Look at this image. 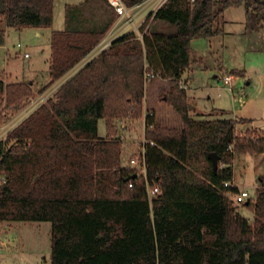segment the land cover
<instances>
[{
  "label": "trees",
  "instance_id": "trees-1",
  "mask_svg": "<svg viewBox=\"0 0 264 264\" xmlns=\"http://www.w3.org/2000/svg\"><path fill=\"white\" fill-rule=\"evenodd\" d=\"M143 1L123 0L129 8ZM184 1L168 0L149 15L141 40L134 32L114 40L0 143V221L49 222L50 264H264V186L243 204L250 221L236 209L232 184L234 158L264 154V134H237L242 121L229 118L190 117L180 84L193 40L220 33L224 10L241 5L247 29L263 30L264 2L188 0L183 10ZM53 7L54 0H0V46L7 29L51 28ZM86 8L107 17L97 23ZM115 19L106 0L67 5L64 30L52 32L46 85L89 53ZM145 71L168 81L159 98L182 126L146 118L144 138L154 145L145 144L143 180L121 165L117 121L142 117ZM31 94L28 83L0 81V106H19ZM100 119L107 139L98 136ZM210 153L218 157L215 171ZM147 186L158 193L149 198Z\"/></svg>",
  "mask_w": 264,
  "mask_h": 264
},
{
  "label": "rangeland",
  "instance_id": "rangeland-1",
  "mask_svg": "<svg viewBox=\"0 0 264 264\" xmlns=\"http://www.w3.org/2000/svg\"><path fill=\"white\" fill-rule=\"evenodd\" d=\"M86 1L90 0H54L52 31L64 30L65 5H78ZM214 1L215 7L217 5L216 2L219 5L220 0ZM261 1L264 2V0ZM189 2L192 3V0H189ZM189 2L188 0L181 2L182 6L179 8L184 10V7H186ZM165 3H168V1ZM86 10L90 13V8H86ZM98 12L100 13L101 11ZM90 14L93 21L97 23H102L107 17V14L96 15V11H91ZM93 15L96 16L93 17ZM221 17V27L225 25L227 29H243V31L246 32V43H252L253 46H256V41H251L249 39L250 37L253 38L254 35L257 39L262 36L259 39L264 43V29L259 31L247 29L244 5L225 9ZM51 29L41 30L42 34L40 37L36 36L35 33L37 29L34 28H25L22 30L10 29L6 36L5 43L0 46V81L2 80L5 84L24 82L31 85L32 94L20 103L19 106H22L28 99L43 97V99L39 100L46 103L48 99L54 97L52 92L48 91L46 93L48 89H55L54 85H46L50 79L49 61L51 58V49L49 35H51ZM25 53L28 54L27 58H24ZM156 77H158V75ZM159 80L160 79L145 80L144 96L148 106L155 105L156 98L153 94L157 90L158 84L160 85L161 83V80ZM66 81H68V79L65 80L62 78V82L58 85L55 84L57 80L52 84L57 85L58 90ZM209 81L215 82L212 78H210ZM234 86L236 87L237 85L234 83ZM55 91L56 90H54V92ZM215 93L216 92L212 93L213 99L215 98ZM50 96L51 98H48ZM222 98L223 97H221L219 101ZM10 109L11 107H6L5 101L1 104L0 120H2L3 115H6ZM169 120H171L169 122L170 126L177 127L178 125V128H181L182 123L179 116L178 121L176 116L174 120L173 118ZM99 132L102 136L106 134L104 121H101L99 124ZM123 133L121 165L128 167V159L135 155L136 149L140 147L144 133L141 136V133H139L137 129L131 127V124L127 126V131ZM232 169V184L235 185L238 190L246 191L251 197L250 200L254 201L257 192L261 186H264V162H259L257 155H237L234 158ZM196 174L197 177H199V172H196ZM233 200H235V196H233ZM243 204H236V209L242 216L252 221V212ZM0 264H50V223L0 221Z\"/></svg>",
  "mask_w": 264,
  "mask_h": 264
},
{
  "label": "crops",
  "instance_id": "crops-1",
  "mask_svg": "<svg viewBox=\"0 0 264 264\" xmlns=\"http://www.w3.org/2000/svg\"><path fill=\"white\" fill-rule=\"evenodd\" d=\"M9 30H6L5 40ZM41 30L43 29L36 30V36H41ZM220 30V33L212 37L200 38L191 42L190 66L183 73L180 81L182 87L187 91L189 116L195 119L229 118L242 121L235 126L237 134H244L250 130H257L258 133L264 134V43L259 39L262 36L258 39L255 35L253 38H249L251 41H256L257 45L253 46L252 43L245 42L246 32L243 29H227L225 25H222ZM52 32L54 31L51 29L50 46ZM231 72L235 78L234 83L238 86L236 89L243 92L242 102L233 99L230 92L220 83V79ZM210 78L215 82L209 81ZM154 79L160 78L155 77ZM160 80L161 83L158 84V88L153 94L156 98L155 105L148 106L144 96L143 113L139 120L117 121L119 126H124V129L118 134L121 141L123 132L127 131L129 124L137 129L142 136L145 120L149 118V115L152 116L150 119L155 123L178 129V125L177 127L170 126L171 120L169 119L173 118L174 120L176 116L178 121L179 115L159 98L168 91V81ZM214 92L216 93L213 99L212 93ZM221 97L223 98L219 101ZM101 121L105 123L104 119L98 121V136L101 139H107L109 136H107L106 126V134L100 135L99 124ZM257 158L259 162H264V154L257 155Z\"/></svg>",
  "mask_w": 264,
  "mask_h": 264
},
{
  "label": "built area",
  "instance_id": "built-area-1",
  "mask_svg": "<svg viewBox=\"0 0 264 264\" xmlns=\"http://www.w3.org/2000/svg\"><path fill=\"white\" fill-rule=\"evenodd\" d=\"M108 5L111 7L113 12L116 15V19L111 26V28L107 31L105 36L101 39V41L89 52L87 53L69 72H67L62 78L65 80H69L72 76H74L79 70H81L88 62L92 61L96 58L100 53L108 49L112 42L117 38L121 37L130 32L136 33L138 38L141 40L143 34L146 32L147 27L144 29V32L140 31V27L145 21V19L149 15H153L165 2L168 0H144L142 3L133 6L127 7L123 0H106ZM193 1V0H192ZM145 3V4H143ZM143 4L142 6H139ZM28 54H24V58H27ZM156 77V75L152 72L145 71L144 79L152 80ZM62 78L57 80L55 84H59L62 82ZM235 78L232 74H225L221 79L220 83L223 85L231 94L233 99L238 100L239 102L243 101V92L241 90H237L234 86ZM55 89H48V91L53 93V96L57 92V85ZM54 90H56L54 92ZM48 98H51L48 97ZM53 98V97H52ZM39 99H28L22 106L11 105V109L8 111L6 115H3L2 120H0V143H4L8 139L9 134L25 119H27L33 112H35L41 105L45 104ZM48 101V100H47ZM46 101V102H47ZM8 108V107H7ZM121 129H124L123 125H120ZM151 127V126H149ZM149 143L150 145H154L151 141H146L143 137L142 143L139 148L136 149L135 155L128 159V167H131L134 170V174L136 177H140L145 180L146 177V163H145V144ZM5 182V176H0V184ZM229 183H225L224 186H228ZM129 188H132V183H129ZM158 193L157 187H149L147 186V195L149 198ZM251 197L246 191H240L235 195V204L240 205L243 204L244 201L250 200Z\"/></svg>",
  "mask_w": 264,
  "mask_h": 264
},
{
  "label": "water",
  "instance_id": "water-1",
  "mask_svg": "<svg viewBox=\"0 0 264 264\" xmlns=\"http://www.w3.org/2000/svg\"><path fill=\"white\" fill-rule=\"evenodd\" d=\"M208 158L210 159L211 164H212V168H213V170L215 171L216 168H217V162H218V157H217V155H216L215 153H210V154L208 155ZM135 177H136V175L133 174V175H132V178H135Z\"/></svg>",
  "mask_w": 264,
  "mask_h": 264
}]
</instances>
